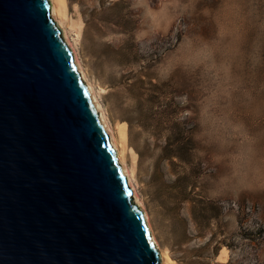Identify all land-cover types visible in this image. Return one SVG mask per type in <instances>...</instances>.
Here are the masks:
<instances>
[{"label":"rangeland","instance_id":"1","mask_svg":"<svg viewBox=\"0 0 264 264\" xmlns=\"http://www.w3.org/2000/svg\"><path fill=\"white\" fill-rule=\"evenodd\" d=\"M65 1L171 264H264V0Z\"/></svg>","mask_w":264,"mask_h":264},{"label":"water","instance_id":"2","mask_svg":"<svg viewBox=\"0 0 264 264\" xmlns=\"http://www.w3.org/2000/svg\"><path fill=\"white\" fill-rule=\"evenodd\" d=\"M47 0H0V264H163Z\"/></svg>","mask_w":264,"mask_h":264},{"label":"bare ground","instance_id":"3","mask_svg":"<svg viewBox=\"0 0 264 264\" xmlns=\"http://www.w3.org/2000/svg\"><path fill=\"white\" fill-rule=\"evenodd\" d=\"M48 4L51 8V13L56 21V25L58 26V29L60 30L63 38L65 39V41L67 42V46L70 48L71 52L73 53V56L75 58V62L77 64V68L79 70V72L81 73L83 79L85 80V82L87 83V85L89 86V90L92 93L93 99L95 100V103L97 104V106L99 107V111L101 114V118L107 128V132L109 134V137L111 139L112 144L115 147V151L117 153V156L119 158V162L121 163V165L123 166V168L125 169V173L128 177L129 180V184L133 186L134 188V199L135 202L137 203V205L139 206V208L142 210V214L145 217V220L147 222V225L149 227V230L151 231V236L154 240V243L157 245V247L159 248V250L162 252V261L163 264H171L172 259L170 257V253L167 249L163 248L162 245L160 244V242L156 239V237L154 236L155 232L153 230V227L151 225L150 222V218L148 216V212L145 209L144 205L142 204L139 195H138V190L137 187L135 186L136 183V179H135V169H130L127 166V161H126V134L124 131H120L118 134V137L115 135V129L112 126L108 116L105 113V110L103 109V105L101 104V101H99V97L97 96V93L95 91V85L90 82V80L88 79V76L86 74V72H84L83 70V65L80 62V58L78 57L77 54V50L75 47V44L72 43V41L69 38L68 32H67V28H66V19H67V13H66V1L65 0H47ZM99 94V93H98ZM100 96V95H99Z\"/></svg>","mask_w":264,"mask_h":264}]
</instances>
